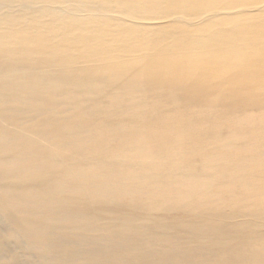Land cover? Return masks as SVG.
Instances as JSON below:
<instances>
[{"label":"bare ground","instance_id":"1","mask_svg":"<svg viewBox=\"0 0 264 264\" xmlns=\"http://www.w3.org/2000/svg\"><path fill=\"white\" fill-rule=\"evenodd\" d=\"M0 264H264V0H0Z\"/></svg>","mask_w":264,"mask_h":264},{"label":"rangeland","instance_id":"2","mask_svg":"<svg viewBox=\"0 0 264 264\" xmlns=\"http://www.w3.org/2000/svg\"><path fill=\"white\" fill-rule=\"evenodd\" d=\"M250 2H252V0H250Z\"/></svg>","mask_w":264,"mask_h":264}]
</instances>
